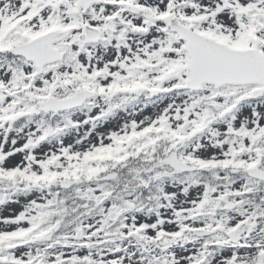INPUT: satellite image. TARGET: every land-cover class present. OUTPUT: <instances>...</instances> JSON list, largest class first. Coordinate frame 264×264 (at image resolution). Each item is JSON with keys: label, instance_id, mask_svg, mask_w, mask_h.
<instances>
[{"label": "snow or ice", "instance_id": "snow-or-ice-1", "mask_svg": "<svg viewBox=\"0 0 264 264\" xmlns=\"http://www.w3.org/2000/svg\"><path fill=\"white\" fill-rule=\"evenodd\" d=\"M0 264H264V0H0Z\"/></svg>", "mask_w": 264, "mask_h": 264}]
</instances>
